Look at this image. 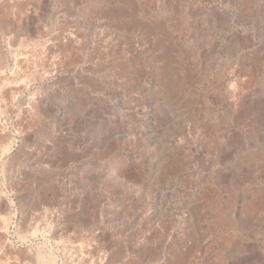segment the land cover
<instances>
[{
	"label": "rangeland",
	"instance_id": "rangeland-1",
	"mask_svg": "<svg viewBox=\"0 0 264 264\" xmlns=\"http://www.w3.org/2000/svg\"><path fill=\"white\" fill-rule=\"evenodd\" d=\"M0 264H264V0H0Z\"/></svg>",
	"mask_w": 264,
	"mask_h": 264
}]
</instances>
